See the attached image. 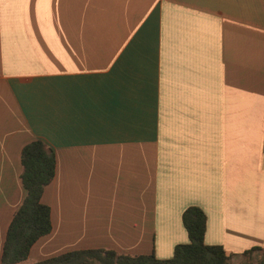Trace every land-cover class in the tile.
<instances>
[{
    "label": "crops",
    "instance_id": "obj_1",
    "mask_svg": "<svg viewBox=\"0 0 264 264\" xmlns=\"http://www.w3.org/2000/svg\"><path fill=\"white\" fill-rule=\"evenodd\" d=\"M35 140L51 230L20 264L171 258L189 206L233 263L264 249V0H0V259Z\"/></svg>",
    "mask_w": 264,
    "mask_h": 264
},
{
    "label": "trees",
    "instance_id": "obj_2",
    "mask_svg": "<svg viewBox=\"0 0 264 264\" xmlns=\"http://www.w3.org/2000/svg\"><path fill=\"white\" fill-rule=\"evenodd\" d=\"M20 163V181L26 194L7 227L0 264H20L32 245L51 230L50 209L40 199L54 177V153L42 141L35 140L22 148ZM181 221L188 243L176 245L168 259H158L153 254L125 255L90 249L66 252L34 264H232L233 255L226 254L221 246L204 243L206 217L200 208L187 207ZM254 253L257 255L254 262L240 264H264V249L251 248L241 255L250 258Z\"/></svg>",
    "mask_w": 264,
    "mask_h": 264
},
{
    "label": "rangeland",
    "instance_id": "obj_3",
    "mask_svg": "<svg viewBox=\"0 0 264 264\" xmlns=\"http://www.w3.org/2000/svg\"><path fill=\"white\" fill-rule=\"evenodd\" d=\"M256 259H257V255L254 253L250 258L243 256L239 259H236L234 263L232 262V264H240L242 262H247V261L254 262Z\"/></svg>",
    "mask_w": 264,
    "mask_h": 264
}]
</instances>
